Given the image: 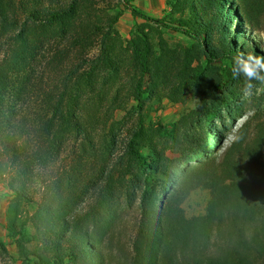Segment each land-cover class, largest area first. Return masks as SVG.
I'll list each match as a JSON object with an SVG mask.
<instances>
[{"label": "trees", "instance_id": "obj_1", "mask_svg": "<svg viewBox=\"0 0 264 264\" xmlns=\"http://www.w3.org/2000/svg\"><path fill=\"white\" fill-rule=\"evenodd\" d=\"M103 1L0 0V161L21 263L264 264V125L247 146L204 147L241 79L232 61L264 55L253 44L264 0H165L161 19L118 0L142 21L127 39L115 28L122 11ZM170 29L191 43L169 53ZM186 95L194 109L146 124ZM196 190L209 194L205 212L187 217ZM222 230L229 238L214 240Z\"/></svg>", "mask_w": 264, "mask_h": 264}, {"label": "rangeland", "instance_id": "obj_2", "mask_svg": "<svg viewBox=\"0 0 264 264\" xmlns=\"http://www.w3.org/2000/svg\"><path fill=\"white\" fill-rule=\"evenodd\" d=\"M130 7L143 11L147 15L161 19L164 18L169 9L165 5V0H129ZM99 7L112 8L122 11V16L119 22L115 25L116 30L125 38H129L131 31L137 23L142 22L140 19L135 18L130 11V7L125 9L118 0H104L100 2ZM168 20V19H167ZM164 37L170 44L169 53L175 52V44L189 45L191 41L183 36L179 31L164 30ZM255 47H259L264 53V32L256 36L253 40ZM98 53V49L94 48L89 52V56H94ZM3 56V52L0 51V61ZM243 80L236 79L232 86L233 95H229V104L223 109L221 114L214 117L211 125H205L206 141L204 147H206L210 153L218 152L224 153L231 144L240 142L242 146H247L255 136L257 128L264 125V86H257L256 93L252 96L251 100H244L241 96ZM149 82L144 83V88L147 94H149ZM198 100L186 95L182 103L173 104L164 100L161 108L152 112L147 118V125H170L174 123L183 113L195 108ZM38 104H28L27 111H38ZM41 111L39 110V113ZM30 119V114L24 115ZM121 114H116V118L119 119ZM27 121V120H25ZM215 127V130L212 127ZM220 134V142H216L214 134ZM144 156L149 157L148 150H142ZM176 154L168 151L165 155L167 163H171ZM209 194L206 190H196L190 194V196L182 204V208L187 217L200 215L205 212ZM11 194L7 188V174L4 169L3 161H0V241L5 245V252H2L0 248V264H22L19 258V245L14 239H12L6 230L5 210ZM35 211V206L26 207L24 212L31 215ZM136 216L135 210L127 213L124 218L126 221V228L129 229L133 222V217ZM33 229L28 224L27 234L31 235ZM134 232L131 230L129 235L133 237ZM229 234L227 230H222L220 233L214 236V240H227ZM30 250H36L39 247L37 243H30L27 245ZM123 261L116 264H122Z\"/></svg>", "mask_w": 264, "mask_h": 264}, {"label": "clouds", "instance_id": "obj_3", "mask_svg": "<svg viewBox=\"0 0 264 264\" xmlns=\"http://www.w3.org/2000/svg\"><path fill=\"white\" fill-rule=\"evenodd\" d=\"M231 73L234 78L243 80L241 96L251 100L257 91V86H264V55H240L232 61Z\"/></svg>", "mask_w": 264, "mask_h": 264}]
</instances>
